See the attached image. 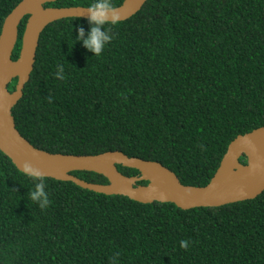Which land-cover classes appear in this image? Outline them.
Listing matches in <instances>:
<instances>
[{"label": "trees", "instance_id": "16d2710c", "mask_svg": "<svg viewBox=\"0 0 264 264\" xmlns=\"http://www.w3.org/2000/svg\"><path fill=\"white\" fill-rule=\"evenodd\" d=\"M21 1L0 0V34ZM93 2L99 0L47 7ZM111 2L116 8L124 0ZM92 27L89 19L66 18L41 35L13 109L35 147L75 155L118 150L203 187L234 139L264 127V0H148L129 20L101 26L108 39L100 55L84 45ZM73 175L109 183L94 172ZM36 183L50 201L44 209L42 200L29 199ZM0 264H264V192L221 207L144 204L73 182L33 180L0 151Z\"/></svg>", "mask_w": 264, "mask_h": 264}, {"label": "water", "instance_id": "95a60500", "mask_svg": "<svg viewBox=\"0 0 264 264\" xmlns=\"http://www.w3.org/2000/svg\"><path fill=\"white\" fill-rule=\"evenodd\" d=\"M58 0H22L6 17L0 34V151L11 159L18 170L23 163L39 169V178L73 182L83 189L105 195H122L150 204L172 203L183 210L221 207L254 200L264 192V127L239 135L228 146L220 166L206 186L184 185L178 176L162 163L130 157L122 151L96 155L52 153L35 147L19 131L13 109L21 100L34 71L40 38L52 23L66 18L89 19L87 7H47ZM148 0H124L116 7L120 21L139 13ZM29 16L17 60L13 59L19 39V26ZM18 83L14 92L9 85ZM247 158L243 163L242 158ZM118 165L136 169L140 176H126ZM94 172L109 183L84 181L73 172ZM22 172V171H21ZM141 182H148L147 185Z\"/></svg>", "mask_w": 264, "mask_h": 264}, {"label": "clouds", "instance_id": "9594fccd", "mask_svg": "<svg viewBox=\"0 0 264 264\" xmlns=\"http://www.w3.org/2000/svg\"><path fill=\"white\" fill-rule=\"evenodd\" d=\"M87 9L91 13L89 23L92 24L93 27L89 38L84 40V45L95 55H100L102 53V48H104L102 41L108 39L107 35L101 32L100 28L109 23L112 25L118 24L120 21V14L112 4L111 0H99V2H93L87 7ZM83 35L84 30L83 28H80L76 41L82 39ZM21 171L33 180L39 179L40 177L39 169L34 168L27 162L23 163ZM29 199L33 202L42 200V202L39 203L41 209L46 208L50 204L48 195L44 191V185L40 183H36L34 190L29 192ZM180 246L182 248H187L188 241L182 240Z\"/></svg>", "mask_w": 264, "mask_h": 264}]
</instances>
